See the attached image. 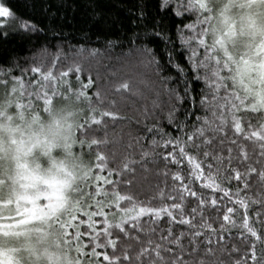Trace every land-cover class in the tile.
Returning a JSON list of instances; mask_svg holds the SVG:
<instances>
[{"label": "snow or ice", "instance_id": "1", "mask_svg": "<svg viewBox=\"0 0 264 264\" xmlns=\"http://www.w3.org/2000/svg\"><path fill=\"white\" fill-rule=\"evenodd\" d=\"M195 2L204 7L202 0ZM14 4L0 0V21H7L0 23V38L6 40L9 29L45 39L51 31L57 38L62 23L41 27L35 19L38 12L56 19L48 0H14ZM99 4L100 0H92L89 18L90 28L106 29L95 41L103 44V54L101 48L87 44L69 45L64 51L61 43L50 63L45 45L26 58L29 67L13 64L20 76L12 69H0V79L30 84L41 97L38 103H51L57 90L75 91L86 102L82 127L91 137L90 171L84 203L72 221L80 215L88 231L77 226L73 235L68 227L65 233V243L75 245L78 264H264V122L243 101L236 105L213 99L192 70L186 37L194 27L204 28L207 20L191 22L192 0H139L138 14L131 15L142 32L111 39L115 33L106 24L104 9L113 4L109 0L103 7ZM59 39H65L62 31ZM126 45L127 52L123 51ZM116 49L121 51L114 57ZM60 52L65 61L72 53L68 70L57 71ZM93 60L105 68L115 63L126 70L125 78L113 86V70L107 83L97 85L91 78L83 83L85 66ZM73 73L79 90L66 79ZM93 87L95 93L89 94ZM165 112L154 126L145 125L151 140L136 136L125 143L124 125L132 137L131 127L140 124L141 116L157 119V113ZM253 173L258 176L255 182ZM153 176L162 180L153 184ZM254 205L260 210L250 220ZM95 217L102 218L100 229ZM165 222L167 227H161ZM85 235L88 244L82 240ZM237 238L243 247L233 242Z\"/></svg>", "mask_w": 264, "mask_h": 264}, {"label": "rangeland", "instance_id": "2", "mask_svg": "<svg viewBox=\"0 0 264 264\" xmlns=\"http://www.w3.org/2000/svg\"><path fill=\"white\" fill-rule=\"evenodd\" d=\"M202 3L211 17L205 41L216 57L231 66L235 83L245 92L246 106L264 110V37L254 47L250 42L257 35L254 17L264 0ZM21 91L11 81L0 83V176L9 179L1 186L4 191L13 190L0 208V235L11 237L0 248L2 264H35L49 251V242L60 244L52 232H59L61 224L52 223L74 207L78 196L74 185L87 171L81 165L84 155L72 152L71 147L73 129L84 114L79 100L63 95L42 107H28L19 101ZM9 160L13 163L11 178ZM73 217L68 215L67 221L72 223ZM58 237L65 243V235ZM64 253L67 264H78L71 249L65 247Z\"/></svg>", "mask_w": 264, "mask_h": 264}, {"label": "trees", "instance_id": "3", "mask_svg": "<svg viewBox=\"0 0 264 264\" xmlns=\"http://www.w3.org/2000/svg\"><path fill=\"white\" fill-rule=\"evenodd\" d=\"M195 0H192L193 2V18L192 23L196 24L197 20H207V23L204 25V28H200L199 26L194 27V29L191 31V34L186 37V40L188 43L186 44V47L189 50L190 57L189 62L191 64L192 70L196 73V76L198 79H200L204 85L205 90L212 96L213 99H219L220 102L227 101L230 104H236L238 105L240 101L246 102V99H244L243 95H245L244 90L235 83L234 76H233V70L228 63L218 58L214 55L212 51V47L205 41V38L208 33L209 25L211 22V19H208L209 15H205V13H208L207 10H204L200 7V4L195 3ZM6 4H12L13 7H15L14 0H4ZM110 3L113 4L110 8L104 9V14L106 17V24L112 26V31L115 33L114 36L110 37L111 39H115L116 36H122V37H131L134 32H142V29L136 28L135 24L133 23V17L131 14H138L136 12L135 5L139 2V0H109ZM48 3H50L53 7V12L56 14V19L51 20L49 18H44L42 16V13H36L35 19L40 23L41 27H45L48 25H60L63 24V27L60 29H57V38H53L52 32L49 31L47 34V39L44 38L42 35H28L24 33H12V31L9 29V35L6 40L0 38V69H4L5 71L12 69L14 72V75L20 76V71L16 70L13 67L14 63H19L22 67L27 68L30 66V62L26 63V58L29 57L33 52L38 50L39 48L47 45L50 49L49 52V62L51 63L53 58L57 56L58 50L57 45L63 44L64 51L68 50L69 45L72 46H80L87 44L89 47H99L102 49L103 54V44H96L95 41L97 40V37L99 33L104 29L102 26L98 25L97 27L90 28L91 19L89 18L92 14V8L90 5L92 4V0H48ZM61 5L57 9V5ZM104 0H100L99 7H103ZM99 7L97 10L99 11ZM51 16V14H50ZM7 22V21H0ZM178 23V22H177ZM16 26L15 24L13 25ZM62 31L64 34L65 39L62 41L59 39V32ZM172 32L173 35L175 34V25L172 26ZM86 36H90L91 40H86ZM201 37L204 38V42L201 43ZM99 38L101 41L103 40V36L100 35ZM121 50L116 49V51L113 53V56L119 54ZM123 51L127 52L128 48L127 45L123 49ZM59 55L61 56L60 63L57 67V71H59L61 68L64 70H68L69 65H72V53H69V59L65 61L63 57V52H60ZM106 63V61H105ZM74 66V65H73ZM89 67L91 68V72H89ZM113 70L115 71V78L112 79L111 83L113 86H116L119 82H121L125 78V71L124 69H121L118 67L115 63H113L111 68H105L103 66H100L98 60H93L90 65H86L84 69L83 74V83H87L88 79L91 78L93 81L96 82L97 85L100 83H107L109 80V77L112 76ZM99 71V77L97 75V72ZM29 76H31V73H29ZM29 77H24L25 80H27ZM70 79L71 83L79 90L80 84L76 81V74L73 73L70 77L66 78ZM6 81H11L16 85L17 87H21V93H18L19 101L22 106H28V107H34L39 106L42 107L44 104L38 103L37 101L41 99V97L36 95V92L33 91L32 86L30 84L25 83L24 85H21V83H17V81L13 80L11 77H8L6 79H0V83H4ZM199 88V85H197ZM96 88L93 87L88 90L89 94L95 93ZM21 94V95H20ZM67 95L69 97L76 98L79 100V103H81V107L84 111L83 117L79 120L77 125L73 129L72 137L73 140L72 146L73 150L72 152H78L84 155L81 159V165L86 166L87 171L84 173L83 179L74 185V190H78V196L74 198V207H71V209H67L64 211L67 216H74L79 210V206L83 205L84 203V193L83 188L85 187L86 177L90 171V157L87 153V144L90 143L91 137L87 136L85 133V130L82 127V124L84 120L86 119L87 114V105L86 102L78 97L75 93V91L72 92H61L57 90V94L54 99H57L60 96ZM31 97V98H30ZM237 97L239 98L237 100ZM150 104V102H148ZM246 105V103H245ZM249 108H252L250 106H247ZM255 108V107H254ZM256 112L259 114V118L261 122H264V110L261 108H255ZM131 115V113H128ZM256 115V114H251ZM85 116V117H84ZM162 116H166V112L164 114L157 113V119H153L152 117H149L147 120L144 119L143 116L140 117V124L136 125L133 123L131 127V131L133 133L132 137H129L127 135V125H124L125 128V143H128L130 140L135 139L136 136L139 137H145L149 140L152 139L151 136L148 135L147 127L154 126L158 119H160ZM147 125V127H145ZM164 127H168L166 119L164 120ZM169 131H173L169 128ZM143 142V141H141ZM250 144V142H247ZM249 150H251L249 148ZM11 160V159H10ZM8 161V166L10 167L9 175L11 178V172H12V161ZM259 168V165H257ZM163 169V165H160V170ZM243 171V169H241ZM73 172V171H71ZM77 177L79 173H74L73 175ZM81 178V177H80ZM12 180V179H11ZM157 180H162V177L157 178L155 176L152 177L153 184L157 182ZM253 180L254 182L258 180V176H256L255 173H253ZM3 182H9L8 177L4 178L0 176V208L1 205L5 203V200L7 197L10 196L13 190L10 192L4 191L1 184ZM233 186H237V182L233 180ZM169 185H171V180L169 179ZM241 189L244 188L243 183H240L238 185ZM160 187H163V184H160ZM10 189V188H8ZM150 194V193H149ZM247 195H251V193H247ZM259 195V193H257ZM141 199H144L145 196L141 195ZM260 210L258 205H254L252 208H250V212L252 215L250 216V220H255V211ZM64 212L62 216L59 218L57 217L58 222L52 223L53 225L61 224V227L58 231L52 232V236H56L58 240L60 241V244L57 242L55 247L57 245H61L63 250H65V247H68V249H71L73 251V255L75 260H79V257L76 252V248L74 244H66L63 243L62 239H60L58 236H64L65 229L68 227L69 235H73L76 227L79 226L82 231L87 232V224H81V216L78 215L77 219L73 221L72 223H69L67 220V216H64ZM243 212V209H241V213ZM215 215V213H212ZM222 218V217H221ZM264 218V217H262ZM83 219L86 221L87 218L83 217ZM94 220L96 221V227L97 229H100L101 227V220L100 217H95ZM53 226L52 228H54ZM161 227H167V223L165 222ZM219 227V225H217ZM238 235V234H237ZM11 237H3L0 235V248L5 247L7 241L10 240ZM52 239V238H51ZM82 240L85 244L89 243V237L87 235L82 237ZM55 240L52 239V242ZM236 244H240L241 247L243 245L240 243L239 238H237L235 241H233ZM53 244V243H52ZM40 245H43L42 241L40 242ZM86 251H91V248H86ZM101 253L104 252V249H99ZM112 249H108V252L110 253ZM51 255V254H50ZM18 256V255H17ZM102 260V256L100 257ZM86 264V262H85ZM249 264L251 262L249 261Z\"/></svg>", "mask_w": 264, "mask_h": 264}, {"label": "clouds", "instance_id": "4", "mask_svg": "<svg viewBox=\"0 0 264 264\" xmlns=\"http://www.w3.org/2000/svg\"><path fill=\"white\" fill-rule=\"evenodd\" d=\"M256 8H257L256 4H253L251 6L252 10H255ZM259 8L261 9V11L257 16L254 17L255 19L254 30H258L257 35L254 41H250L253 47L255 46V44H259L262 37H264V3L259 4ZM47 246L49 251L45 252L43 255H40L39 259L35 261V264H67V260L65 258V253L63 248H57L55 247L54 244H51V242H49ZM43 247L44 245L40 246L41 249ZM49 253L51 255H49Z\"/></svg>", "mask_w": 264, "mask_h": 264}]
</instances>
